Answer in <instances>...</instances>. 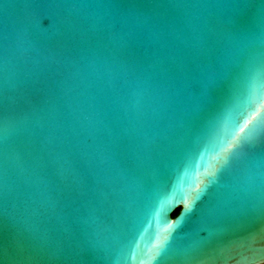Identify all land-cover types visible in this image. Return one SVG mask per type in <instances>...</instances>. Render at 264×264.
<instances>
[{"label":"water","instance_id":"95a60500","mask_svg":"<svg viewBox=\"0 0 264 264\" xmlns=\"http://www.w3.org/2000/svg\"><path fill=\"white\" fill-rule=\"evenodd\" d=\"M261 215L264 0H0V264H243Z\"/></svg>","mask_w":264,"mask_h":264},{"label":"snow or ice","instance_id":"6c2138e0","mask_svg":"<svg viewBox=\"0 0 264 264\" xmlns=\"http://www.w3.org/2000/svg\"><path fill=\"white\" fill-rule=\"evenodd\" d=\"M30 4H24L23 7L28 8L31 7ZM156 8H179L186 7V5L179 4H164V3H155L150 5ZM243 131V129L241 130ZM238 144L233 145V147H237ZM194 211L193 207L190 205L187 209L188 214H191ZM259 220L262 224H264V215L259 216L255 220ZM253 221V220H252ZM227 232V230L221 229L217 233V237H211L203 244L199 245L200 249H208L212 253H215L216 248L213 247L214 240L217 239L220 235ZM13 243L17 254L21 257H27L28 260L37 261V264L40 262H51L58 260L64 254V248L61 245L53 246L49 241V237L46 233L33 234L32 232L27 231H17L15 232ZM217 247H220L217 245ZM4 252V248L0 246V253ZM196 258L190 254L185 253L183 256L184 264H193V261ZM196 264H203V261H197ZM243 264H264V246L260 249L255 250L251 257H245Z\"/></svg>","mask_w":264,"mask_h":264},{"label":"trees","instance_id":"16d2710c","mask_svg":"<svg viewBox=\"0 0 264 264\" xmlns=\"http://www.w3.org/2000/svg\"><path fill=\"white\" fill-rule=\"evenodd\" d=\"M177 213H178V211L173 216L177 215Z\"/></svg>","mask_w":264,"mask_h":264}]
</instances>
